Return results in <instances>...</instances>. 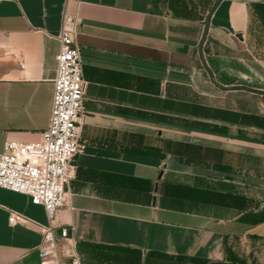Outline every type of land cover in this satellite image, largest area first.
Returning a JSON list of instances; mask_svg holds the SVG:
<instances>
[{"label": "crops", "instance_id": "obj_1", "mask_svg": "<svg viewBox=\"0 0 264 264\" xmlns=\"http://www.w3.org/2000/svg\"><path fill=\"white\" fill-rule=\"evenodd\" d=\"M192 1L0 0V153L47 128L61 15L79 18L81 150L54 229L81 264H216L264 237V0H221L205 65L215 1ZM39 225L0 188V264H40Z\"/></svg>", "mask_w": 264, "mask_h": 264}, {"label": "built area", "instance_id": "obj_2", "mask_svg": "<svg viewBox=\"0 0 264 264\" xmlns=\"http://www.w3.org/2000/svg\"><path fill=\"white\" fill-rule=\"evenodd\" d=\"M78 25L76 14L62 13L47 128L34 142L5 141L0 153V188L28 196L33 205H40L45 211L47 225H39L43 234L37 251L40 264H81L74 227L60 226L57 232L54 229L59 212L66 205L69 182L74 177L73 159L81 150L86 82ZM8 222L10 225L25 223L26 218L11 211Z\"/></svg>", "mask_w": 264, "mask_h": 264}, {"label": "rangeland", "instance_id": "obj_3", "mask_svg": "<svg viewBox=\"0 0 264 264\" xmlns=\"http://www.w3.org/2000/svg\"><path fill=\"white\" fill-rule=\"evenodd\" d=\"M207 1L210 2L209 0H198L197 2L202 7L201 3L207 6ZM165 264L187 263L172 261ZM216 264H264V237L251 235L237 239L227 248V255L223 261Z\"/></svg>", "mask_w": 264, "mask_h": 264}, {"label": "water", "instance_id": "obj_4", "mask_svg": "<svg viewBox=\"0 0 264 264\" xmlns=\"http://www.w3.org/2000/svg\"><path fill=\"white\" fill-rule=\"evenodd\" d=\"M220 2H221V0H215V2L213 3V5L211 6L210 10L208 11V13L206 15L205 22H204L202 37H201L200 42H199V45H198L199 57H200L203 65H205V62L203 60L202 44H203V42H204V40L206 38L208 29H209L211 15H212L213 11L215 10V8L218 6V4Z\"/></svg>", "mask_w": 264, "mask_h": 264}, {"label": "trees", "instance_id": "obj_5", "mask_svg": "<svg viewBox=\"0 0 264 264\" xmlns=\"http://www.w3.org/2000/svg\"><path fill=\"white\" fill-rule=\"evenodd\" d=\"M215 1V0H214ZM187 3L190 4V5H193V1L192 0H187ZM210 3V2H209ZM191 7V6H190ZM206 7V6H205ZM191 8H189V11H190Z\"/></svg>", "mask_w": 264, "mask_h": 264}]
</instances>
